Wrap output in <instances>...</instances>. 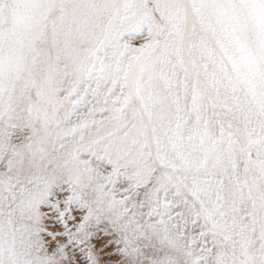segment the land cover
I'll use <instances>...</instances> for the list:
<instances>
[{
  "label": "snow or ice",
  "instance_id": "obj_1",
  "mask_svg": "<svg viewBox=\"0 0 264 264\" xmlns=\"http://www.w3.org/2000/svg\"><path fill=\"white\" fill-rule=\"evenodd\" d=\"M0 264H264V0H0Z\"/></svg>",
  "mask_w": 264,
  "mask_h": 264
}]
</instances>
